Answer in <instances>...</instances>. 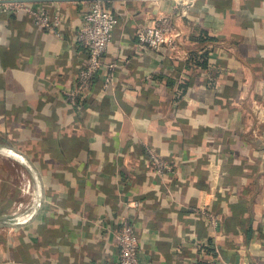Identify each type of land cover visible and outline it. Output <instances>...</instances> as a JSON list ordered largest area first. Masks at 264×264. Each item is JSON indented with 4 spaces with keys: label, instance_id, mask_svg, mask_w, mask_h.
<instances>
[{
    "label": "crops",
    "instance_id": "1",
    "mask_svg": "<svg viewBox=\"0 0 264 264\" xmlns=\"http://www.w3.org/2000/svg\"><path fill=\"white\" fill-rule=\"evenodd\" d=\"M29 1L61 35L0 6V144L15 149H0V264H118L123 221L144 264H264V0H105L114 81L100 71L76 106L62 90L91 0ZM161 13L181 32L171 53L137 44ZM148 148L173 171L154 173Z\"/></svg>",
    "mask_w": 264,
    "mask_h": 264
},
{
    "label": "built area",
    "instance_id": "2",
    "mask_svg": "<svg viewBox=\"0 0 264 264\" xmlns=\"http://www.w3.org/2000/svg\"><path fill=\"white\" fill-rule=\"evenodd\" d=\"M187 5L189 0H176ZM3 10L27 14L34 27L47 31L56 36L61 35L62 18L58 12H50L41 7H35L29 0H1ZM185 11L184 9L182 10ZM117 22L116 15L109 9L103 0H91L84 10L81 23L76 31L75 40L86 50V58L78 68L73 83L62 90L65 101L76 106L90 90L96 76L103 71V87L112 85L116 71V61H104V55L112 38L113 28ZM180 30L176 27L174 16L170 13H161L145 23L137 31V44L142 49L160 50L165 47L171 53L178 47ZM260 112V110L258 109ZM154 173L168 174L173 171L170 161L159 156L153 149H147ZM204 215L210 225L216 226L219 217L204 206L192 209ZM25 215L19 214L15 223L23 221ZM117 247L118 264H144L138 259V240L133 225L123 221L114 233Z\"/></svg>",
    "mask_w": 264,
    "mask_h": 264
},
{
    "label": "bare ground",
    "instance_id": "3",
    "mask_svg": "<svg viewBox=\"0 0 264 264\" xmlns=\"http://www.w3.org/2000/svg\"><path fill=\"white\" fill-rule=\"evenodd\" d=\"M3 154V153H2ZM6 155V154H5ZM8 155H10L11 157H13L14 159H16V161H19V162H21V163H24V164H26L25 163V161L20 157V156H18L17 154H8ZM11 160H13V159H11ZM19 166V165H18ZM22 166V165H21ZM19 168H20V166H19ZM20 170V169H19ZM23 170V169H22ZM17 171V170H16ZM27 175V174H26ZM19 176V175H18ZM27 177V176H26ZM33 179V178H32ZM23 180V179H22ZM26 180H27V178H26ZM21 182V181H20ZM23 182H25V181H23ZM22 183V182H21ZM21 187V186H20ZM26 189V188H25ZM35 196V195H34ZM28 200V199H27ZM18 203V202H17ZM36 203H37V200L34 202V204H33V207L35 208V206H36ZM40 203H41V199H39L38 200V204H37V207L40 205ZM23 204V203H22ZM17 205V204H16ZM25 205V204H24ZM23 206V205H22ZM16 207V206H15ZM36 207V208H37ZM18 208V207H17ZM24 208V207H23ZM13 209V208H12ZM15 212V211H14ZM22 213V212H21ZM18 215V214H17Z\"/></svg>",
    "mask_w": 264,
    "mask_h": 264
},
{
    "label": "trees",
    "instance_id": "4",
    "mask_svg": "<svg viewBox=\"0 0 264 264\" xmlns=\"http://www.w3.org/2000/svg\"><path fill=\"white\" fill-rule=\"evenodd\" d=\"M12 202L7 204L4 208H3V214L7 216V218H14L17 216L18 212H14V210H12ZM6 210V211H4Z\"/></svg>",
    "mask_w": 264,
    "mask_h": 264
},
{
    "label": "water",
    "instance_id": "5",
    "mask_svg": "<svg viewBox=\"0 0 264 264\" xmlns=\"http://www.w3.org/2000/svg\"><path fill=\"white\" fill-rule=\"evenodd\" d=\"M1 1V0H0ZM105 1V0H103ZM2 148H7V149H14L13 147L9 146V145H5V144H0V149ZM15 150V149H14Z\"/></svg>",
    "mask_w": 264,
    "mask_h": 264
}]
</instances>
